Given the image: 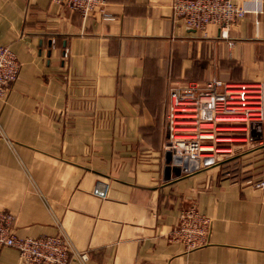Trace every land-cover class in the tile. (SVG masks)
Returning a JSON list of instances; mask_svg holds the SVG:
<instances>
[{
	"label": "crops",
	"instance_id": "1",
	"mask_svg": "<svg viewBox=\"0 0 264 264\" xmlns=\"http://www.w3.org/2000/svg\"><path fill=\"white\" fill-rule=\"evenodd\" d=\"M232 1L251 12L193 29L172 0H106L108 18L0 0V45L20 64L0 100V210L18 236L62 230L86 264H264V188L248 182L264 179V0ZM211 80L260 98L258 120L221 123L260 144L234 157L245 177L185 170L165 148L169 90ZM191 207L192 245L178 234ZM0 264L22 261L6 246Z\"/></svg>",
	"mask_w": 264,
	"mask_h": 264
},
{
	"label": "built area",
	"instance_id": "2",
	"mask_svg": "<svg viewBox=\"0 0 264 264\" xmlns=\"http://www.w3.org/2000/svg\"><path fill=\"white\" fill-rule=\"evenodd\" d=\"M53 1L60 6L79 12L84 17L90 13H98L108 18L106 0ZM171 9L174 18L193 29H204L210 24L226 29L251 12L244 3L232 0H172ZM253 11L257 12V10ZM221 34L223 35V32ZM19 72L20 64L15 53L7 45H0V100L6 97L13 82L18 78ZM222 84L220 80H211L201 87L191 84L169 90L167 113L169 132L165 148L174 153L176 161L185 170L191 171L199 167L216 165L218 158L215 142L221 134L216 127L222 122H232L220 120L219 117L244 115L246 118L251 107L256 105L253 101L254 96L247 86L237 87V100H233V94L228 89L218 90ZM229 100L243 107L237 109L232 103H228ZM176 122L186 123L176 124ZM176 127L190 129L182 134L191 137L175 138L179 132L175 130ZM248 182L256 189L264 188L263 178ZM184 213L182 232L178 231V234L184 235L190 245L202 242L203 239L194 237L195 232L189 229L202 228V222L195 216L194 208H188ZM197 220L201 228L197 227ZM13 221V214L0 210V248L6 246L15 248L22 264H70L73 260L86 264L88 253L75 249L64 231L59 230L53 235L18 236L13 229Z\"/></svg>",
	"mask_w": 264,
	"mask_h": 264
},
{
	"label": "rangeland",
	"instance_id": "3",
	"mask_svg": "<svg viewBox=\"0 0 264 264\" xmlns=\"http://www.w3.org/2000/svg\"><path fill=\"white\" fill-rule=\"evenodd\" d=\"M227 87H228V91L233 94L232 95L233 100H237V96H236L237 88L235 86H232V85H228ZM237 87H239V86H237ZM252 90H250V91H251L252 95L254 96L253 101L258 102V100L260 98L256 94L255 90H253V91ZM233 100H229L228 103H232V105L237 109H240L243 107L239 103H238V106L235 105V101H233ZM258 115H259V113H258L257 109H255V106H252L251 110L248 113V116L246 117L247 119L245 118L244 115H237L235 117L243 116L244 119H242L240 121H244L245 119H246V121H251V120L256 121V120H258V117H259ZM185 123L186 122H176V124H185ZM216 128L220 133H221V131L222 132L225 131V133H222L219 135V139H217L215 142L216 147H217V152H216L217 158H218L217 164H219V162H221L219 165L220 168H222V170L226 174H229V176L234 177V178L245 177L249 173L254 172L255 168H250L251 166H249L248 164L245 165V162L248 160V158L243 157V158H239L237 160L234 159V157L237 154H239L240 152H242L244 149H248L249 147H252V148L260 147L259 146L260 144L257 141H255L254 139L247 138V136H245L244 134H240L239 132H236V131H241V132L246 131V128L243 126V124H240V123L234 124L233 123V124H222L221 125V123H220L219 125H217ZM175 130L179 131L175 135V138H189V137H191L190 135H187V134H184V136H183L182 133H186L185 131L190 130L186 127H176ZM231 131H234L236 133H231ZM257 151H260V150H256L255 153H258ZM255 153L253 154V156L256 155Z\"/></svg>",
	"mask_w": 264,
	"mask_h": 264
},
{
	"label": "bare ground",
	"instance_id": "4",
	"mask_svg": "<svg viewBox=\"0 0 264 264\" xmlns=\"http://www.w3.org/2000/svg\"><path fill=\"white\" fill-rule=\"evenodd\" d=\"M235 116H237V115H234V116H229V117H235ZM220 118V120H230V121H240V120H234V119H227L228 117H224V116H222V117H219Z\"/></svg>",
	"mask_w": 264,
	"mask_h": 264
}]
</instances>
